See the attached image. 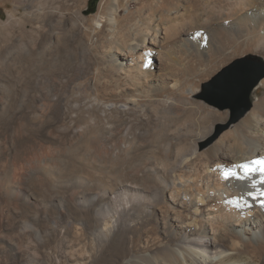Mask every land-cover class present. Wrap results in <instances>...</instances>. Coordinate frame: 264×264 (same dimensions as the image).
I'll return each instance as SVG.
<instances>
[{
	"label": "bare ground",
	"instance_id": "1",
	"mask_svg": "<svg viewBox=\"0 0 264 264\" xmlns=\"http://www.w3.org/2000/svg\"><path fill=\"white\" fill-rule=\"evenodd\" d=\"M86 1L0 14V194L60 211L43 225L6 215L4 263L264 264V174L224 178L264 155V76L235 121L200 93L264 57V0ZM201 28L208 47L190 38ZM22 161L34 166L14 197Z\"/></svg>",
	"mask_w": 264,
	"mask_h": 264
},
{
	"label": "rangeland",
	"instance_id": "2",
	"mask_svg": "<svg viewBox=\"0 0 264 264\" xmlns=\"http://www.w3.org/2000/svg\"><path fill=\"white\" fill-rule=\"evenodd\" d=\"M36 2L35 3H38L39 2V0H35ZM89 1L90 0H87L86 2H85V4L83 5V7H84V9L86 10V9H88V5H89ZM12 8H14V0H2V1H0V14L3 16V17H6L7 16V13H8V11L10 10V9H12ZM90 14V13H89ZM207 29H205V28H201V30L200 29H196V31H195V33L193 34V35H191V40L192 41H195V42H201L202 43V45H204V46H206V47H208V39L210 40V37H211V33H209L210 31H206ZM200 33V35H197V33ZM210 35V36H208V35ZM194 36V37H193ZM197 37L199 38V39H197ZM205 40V41H204ZM207 40V41H206ZM207 42V43H206ZM255 56H254V58H250V62H254V63H256V64H258V65H261V67H263V69H264V57H262V56H260V55H257V54H254ZM244 57V56H243ZM216 83H217V81H214L213 80V78H211V79H209L207 82H206V84H205V86H203L201 89H200V93H201V95H202V97L203 98H205L206 100H208L209 102H211V103H213V104H215V105H217V106H219V107H222V108H225V107H228V106H221L220 104L223 102V101H220L219 99H217V98H214V97H211V91H213V89L215 88V85H216ZM221 102V103H220ZM228 108H230V107H228ZM230 119H232L233 118V111H232V109L230 108ZM224 124L225 123H219V124H217L216 126H215V129H214V132L212 133V135L214 136L216 133H217V131H218V129L219 128H221L222 130H223V128H224ZM209 136L208 138H206V139H204L203 141H202V147L203 148H206V147H208V146H210L211 144H212V142L211 143H209V144H205L211 137H213V136ZM45 149V150H44ZM49 148H43L42 150H41V152L40 153H38L39 155H37L34 159H36V158H40V157H42L43 156V154H47L50 150H48ZM43 152V153H42ZM38 156H40V157H38ZM22 162H23V165L25 166H23L22 165ZM21 163L20 162H18V163H15L14 165L16 166V165H18V164H21L22 166H23V168L21 167V165H18V166H16V167H14V165H13V170L15 169V168H17V169H19V166H20V169L22 170V172H27V173H23L22 174V172L21 171H18L17 169H15L14 170V172H13V170H12V179L14 178V177H16L15 178V180L13 179L12 181H13V183H14V185H15V193H14V197H21V196H23V197H25V195H26V191H25V189H23V188H25V186H23V184H21V180H22V177L23 176H25V175H27V174H29L28 172H29V168L31 167V165H33L34 166V163L33 162H31V163H29V161L27 162H25V161H22ZM27 164V166H26V164ZM30 165V166H29ZM27 167V169H25ZM29 167V168H28ZM15 171H17L16 173H15ZM15 173V174H14ZM19 173H21V174H19ZM16 175V176H15ZM20 175V176H19ZM38 176V175H37ZM17 177L19 178V179H21V180H19V179H17ZM18 181H17V180ZM38 182L39 183H41L42 182V179L40 178V176H38ZM40 179V180H39ZM17 181V182H16ZM20 182V183H19ZM37 191H38V193H40L41 192V190H39V188H37ZM75 193V190H73V189H71L70 190V192H69V194H65V195H67V196H65V198H67L68 196V198H70L71 196H73L74 197V195H72V194H74ZM22 194V195H21ZM37 194V193H36ZM73 197H71V198H73ZM66 199V200H68V201H71V200H73V199H71L70 198V200L69 199ZM7 200V201H6ZM102 200H104V197L103 196H100V198H99V201H102ZM25 201V202H24ZM11 202V200H10V198H9V196L8 195H6V194H0V228H1V225H3V223H4V217L7 215L8 216V222L10 223V222H17V220L19 221V220H21V219H28L29 220V215H31V216H33V217H35V219H36V223H41V225H43L44 223H51V222H53V223H55V221H57L58 222V220H59V217H58V211H59V209H58V207H56V206H54V205H49L48 206V208L47 207H43V205L41 204H39V202H34L32 199L31 200H29V198L28 199H26V200H23V203L22 204H16V205H14V207H13V205H12V202ZM7 203H9V204H7ZM29 204H30V206H29ZM32 204V205H31ZM27 205V206H26ZM17 206V207H16ZM40 206V207H39ZM25 207V208H24ZM6 208H8L7 210H6ZM15 208V209H14ZM27 208V209H26ZM50 208V209H49ZM31 209V210H30ZM12 210V211H11ZM9 211V212H8ZM18 211V212H17ZM33 211V212H32ZM38 211V212H37ZM45 211V212H44ZM48 212V213H47ZM60 212V211H59ZM48 214V215H47ZM50 214V215H49ZM20 215V216H19ZM35 215V216H34ZM38 215V216H37ZM55 215V216H54ZM57 215V216H56ZM45 216V217H44ZM23 217V218H22ZM37 217V218H36ZM15 218H16V220H15ZM41 218V219H40ZM53 219V220H52ZM54 219H55V221H54ZM42 220V221H41ZM49 221V222H48ZM156 225H157V227H156V231L157 232H159V234H160V236L161 235H163L164 234V231H165V225L163 224V223H156ZM162 230H164V231H162ZM7 235H9V236H13V235H15L13 232H11V231H9V232H7ZM2 245H0V264H6V262L4 263V261L5 260H7L9 257H10V255L13 253V250H12V247H10V246H5V248H4V246L3 247H1ZM8 248V249H7ZM3 249V250H2ZM7 251V252H6ZM5 254V255H4ZM8 257V258H7Z\"/></svg>",
	"mask_w": 264,
	"mask_h": 264
},
{
	"label": "water",
	"instance_id": "3",
	"mask_svg": "<svg viewBox=\"0 0 264 264\" xmlns=\"http://www.w3.org/2000/svg\"><path fill=\"white\" fill-rule=\"evenodd\" d=\"M98 0H91L93 9ZM250 58L238 59L230 68L220 73L214 81L215 88L211 91V97L223 101L221 106H229L233 111L232 120L241 118L251 107L252 90L264 76V69L254 62L247 63ZM222 128V127H221ZM221 128L210 139L211 142L221 132Z\"/></svg>",
	"mask_w": 264,
	"mask_h": 264
},
{
	"label": "snow or ice",
	"instance_id": "4",
	"mask_svg": "<svg viewBox=\"0 0 264 264\" xmlns=\"http://www.w3.org/2000/svg\"><path fill=\"white\" fill-rule=\"evenodd\" d=\"M237 167L242 169V176L238 175L235 171H229L224 173V178L228 179L231 176L243 180L250 177L253 173L256 172L264 174V159H257L251 161L250 163H242L237 165ZM262 182H264V176H262ZM249 195H252V193H249ZM261 195H264V193H261ZM239 199H242V197H240ZM237 206H239V204H237Z\"/></svg>",
	"mask_w": 264,
	"mask_h": 264
}]
</instances>
